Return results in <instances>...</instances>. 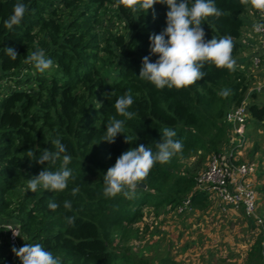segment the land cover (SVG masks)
I'll return each mask as SVG.
<instances>
[{
    "label": "trees",
    "instance_id": "1",
    "mask_svg": "<svg viewBox=\"0 0 264 264\" xmlns=\"http://www.w3.org/2000/svg\"><path fill=\"white\" fill-rule=\"evenodd\" d=\"M23 2L28 11L21 24L9 30L3 20L12 14L16 0H0V82L7 83V94L0 100V221L17 222L23 245L42 244L61 264H148L118 252L115 240L129 237V228L143 218L145 206L159 212L177 209L190 199L193 211L209 209V197L195 190L196 177L183 170V161L200 151L204 156L219 153L229 143L232 125L226 115L244 102L247 74L237 65L230 71L209 62L202 69L207 73L204 79L185 88L158 90L138 76L144 56H151V62L158 58L150 54L149 36L166 27V5L156 3L148 11L134 12L117 0ZM215 4L223 15L202 21L205 39L231 35L237 60L244 50L240 41L251 5L240 0ZM105 17L120 22L122 29L100 35ZM8 47L18 52L17 60L5 54ZM40 48L54 61L43 73L24 63L28 53ZM225 89L229 95H219ZM129 91L134 103L128 111L134 117L125 120L124 133L117 134L114 143L103 141L107 122L124 119L114 104ZM249 113L252 121L264 123V105L251 104ZM164 127L177 133L182 152L168 163H156L138 182L146 188L138 185L135 198L104 197L103 175L117 158L140 144H153L155 150ZM125 135L132 143L124 142ZM54 139H60L72 156L68 167L75 179L70 178L63 191L38 188L33 193L26 182L47 162L29 160L27 150L37 155L45 148L53 150ZM77 186L80 191L73 196ZM50 200L59 205L55 211L47 207ZM65 200L72 204L70 211L63 207ZM65 216H75L74 226L65 223ZM263 241L264 237L257 240L247 264H264ZM12 247L0 226V264H21Z\"/></svg>",
    "mask_w": 264,
    "mask_h": 264
},
{
    "label": "clouds",
    "instance_id": "2",
    "mask_svg": "<svg viewBox=\"0 0 264 264\" xmlns=\"http://www.w3.org/2000/svg\"><path fill=\"white\" fill-rule=\"evenodd\" d=\"M240 2L246 6L250 4L255 8L264 9V0H240ZM117 3L132 6L134 12L139 9L148 11L156 3L164 4L168 8L166 27L159 34L149 36L150 54L157 55L158 58L155 62H151V56H144L138 76L141 80L153 84L158 90H163L165 87L185 88L204 79L207 73L202 69L209 62L217 68L235 70L237 61L232 55L234 49L232 36L205 39L206 33L202 21L209 16L219 18L223 15V11L216 6L215 0H193L191 6L189 0H143L142 3L138 0H117ZM27 11L28 5L23 0H16L12 14L3 20L4 27L12 30L14 26H19ZM253 30L256 32L264 30V23L253 24ZM3 51L11 60H17L19 54L14 48L8 47ZM24 63L33 65L41 73L50 70L54 65V61L42 48L28 53ZM219 95L228 96L229 90H222ZM133 103L130 91L116 99L115 111L124 119L113 117L107 122L103 141L114 143L117 134L124 133L125 120H131L135 115L134 112L128 111ZM161 133L160 142H154L155 150L153 144L148 146L140 144L123 152L117 158L114 166L103 175L104 197L113 198L122 194L127 199L135 198L138 182L147 177L156 163H168L174 155L182 152L183 144L176 138L177 133L173 129L164 127ZM124 142L132 143L131 138L126 135ZM52 144L53 150L45 148L39 155L31 148L27 150L29 160H34L40 165L47 162V167L28 178L26 182L27 190L33 193L38 188L50 192L63 191L67 188L69 179H75L72 170L68 167L72 156L67 153L66 145L60 139H54ZM79 191L78 186L74 187L71 194L75 196ZM47 207L55 211L59 205L54 200H50ZM63 207L70 211L72 204L65 200ZM64 221L68 226H74L75 216H65ZM9 230L12 231L13 236H18L13 229L9 228ZM11 250L21 264H61L58 257L51 251L45 250L39 243H25L19 249L13 246Z\"/></svg>",
    "mask_w": 264,
    "mask_h": 264
},
{
    "label": "rangeland",
    "instance_id": "3",
    "mask_svg": "<svg viewBox=\"0 0 264 264\" xmlns=\"http://www.w3.org/2000/svg\"><path fill=\"white\" fill-rule=\"evenodd\" d=\"M253 6H250L245 15L247 21L255 18ZM123 25L109 21V17L103 19L98 29L104 36L107 31L117 32ZM243 54H241L242 56ZM248 92L245 104L249 107L256 103L264 105V98L258 97L255 88L259 82H264V68L260 71L247 70ZM258 100V101H257ZM246 148L240 163H248L257 166L254 176V187L260 197L258 216L264 221V123L258 124L251 119L246 125ZM233 139L232 130L229 131V143L224 149H228ZM223 149V150H224ZM204 151L183 161V170L196 178L207 167L210 155L204 156ZM212 201L211 206H217L219 202ZM210 208L205 212L186 211L181 213L178 209L170 207L160 209L159 212L151 205L145 206L143 218L132 228H129L128 238L123 241L115 240L118 252H127L136 261L147 260L148 264H247L249 253L259 238L264 237V228H255L246 218L233 220L220 212V209L212 212ZM209 211V212H208ZM195 213V214H194ZM221 214V215H219ZM205 227V231L192 229L194 224ZM199 236L200 239H197ZM206 236L208 238L206 239ZM210 236V237H209ZM247 236H251L253 246L249 253L245 252L243 242ZM231 237V243L224 240ZM264 242V241H263ZM240 244L243 245L242 252ZM264 246V243H263ZM242 252V253H241Z\"/></svg>",
    "mask_w": 264,
    "mask_h": 264
},
{
    "label": "built area",
    "instance_id": "4",
    "mask_svg": "<svg viewBox=\"0 0 264 264\" xmlns=\"http://www.w3.org/2000/svg\"><path fill=\"white\" fill-rule=\"evenodd\" d=\"M253 8L255 18L251 23L246 24L245 28L249 33L241 40L242 47L250 49L252 53L245 63L236 64L239 70L246 74L247 70L260 71L264 68V30L259 32L253 30V24L264 23V9ZM248 62L249 66L246 65ZM6 86L7 83L0 82V100L7 94ZM255 93L258 97L264 98V82L258 83ZM249 107L243 102L227 113L226 121L232 125L231 145L227 150L224 149L209 156L206 169L196 178L195 190L205 193L209 200L219 202L220 212L224 215H228L231 210H241L246 220L258 229L264 228V221L258 216L260 197L254 187L257 166L254 163H240L246 148V125L250 119ZM190 204L191 200L186 199L184 205L177 209L181 213L193 212ZM0 226L5 228V237L11 246L17 249L24 246L21 229L17 222L0 221ZM9 228L13 229L18 236H13Z\"/></svg>",
    "mask_w": 264,
    "mask_h": 264
},
{
    "label": "crops",
    "instance_id": "5",
    "mask_svg": "<svg viewBox=\"0 0 264 264\" xmlns=\"http://www.w3.org/2000/svg\"><path fill=\"white\" fill-rule=\"evenodd\" d=\"M245 18V17H244ZM251 21L252 20H250V21H247L246 20V18H245V22H246V24L247 23H251ZM248 26V25H247ZM249 32H248V29L247 28H245L244 29V33H243V36H242V38L244 37V36H246L247 34H248ZM242 40V39H241ZM241 42V41H240ZM244 50H242V53L241 54H243L242 56L240 55V57L236 60L237 61V63H245L246 61H247V57L252 53L251 52V50L250 49H246V48H243ZM236 63V64H237ZM258 101V100H257ZM242 159L244 160L245 158H243V156H242ZM210 203L212 204V201H210ZM211 206V205H210ZM210 208V207H209ZM211 209H212V212H215V211H217L218 212V207L217 206H211ZM197 212V213H196ZM199 212L200 211H195V213L196 214H199ZM209 212V211H208ZM194 213V214H195ZM219 213V212H218ZM219 215H221V214H219ZM226 217H231L233 220H238V219H242L243 220V218H245V216H244V214H243V212L241 211V210H231L230 211V213L228 214V215H225ZM191 228L194 230V229H199V230H201L202 232H204V233H206V234H208L209 232H207V231H205V227L204 226H201V225H198L197 226V224L195 223L193 226H191ZM210 237V236H209ZM208 238V236H206V239ZM231 237H225L224 238V240L226 241V242H228V243H231L232 242V240L230 239ZM197 239H200L199 238V236H198V238ZM244 244V246H246V248H245V252L244 251H242V247H243V245L242 244H240V249H241V251L242 252H244L243 253V256L245 255V253H249V251L251 250V247L253 246V242H251V236H247L246 238H245V241L243 242ZM241 252V253H242Z\"/></svg>",
    "mask_w": 264,
    "mask_h": 264
},
{
    "label": "water",
    "instance_id": "6",
    "mask_svg": "<svg viewBox=\"0 0 264 264\" xmlns=\"http://www.w3.org/2000/svg\"><path fill=\"white\" fill-rule=\"evenodd\" d=\"M139 186L142 187V188H146V185H144V184H141Z\"/></svg>",
    "mask_w": 264,
    "mask_h": 264
}]
</instances>
